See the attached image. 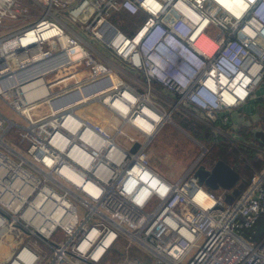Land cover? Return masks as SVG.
<instances>
[{"label":"built area","instance_id":"2783aa9c","mask_svg":"<svg viewBox=\"0 0 264 264\" xmlns=\"http://www.w3.org/2000/svg\"><path fill=\"white\" fill-rule=\"evenodd\" d=\"M2 27L0 98L28 131L17 159L0 134V245H13L4 264H264V232L240 231L264 213V153L228 201L229 189L192 175L200 157L170 179L145 149L173 109L222 132L263 85L264 0H0ZM93 99L132 126L121 142L75 111ZM256 129L227 134L264 152Z\"/></svg>","mask_w":264,"mask_h":264},{"label":"rangeland","instance_id":"374dc122","mask_svg":"<svg viewBox=\"0 0 264 264\" xmlns=\"http://www.w3.org/2000/svg\"><path fill=\"white\" fill-rule=\"evenodd\" d=\"M120 16L125 19V22L133 23L132 19L134 17L125 14L123 11H120ZM138 20V17L135 18V22L133 24H137ZM4 29L5 27L0 28V32ZM262 84L263 85L258 83L254 88L253 92L255 95L264 94V82ZM135 88L137 89V86H135ZM152 100H156V97L153 96ZM74 109L78 114L87 115L92 121L102 124L108 132L114 133L115 139L119 142H121L123 134L119 131L120 128L121 130L123 128V131L126 133H131L133 130L132 126H130L127 122H122L120 116L112 113L106 104L100 102L99 100L93 99L87 101L75 106ZM176 112L186 117H191L194 120L199 121L202 125L209 127L200 115H193L189 112L180 111L178 109H173L170 112V118L168 120H164L159 125V128L146 144L145 149L147 150L152 167L170 179L176 178L187 165L195 160V158L200 157L199 160L201 162L209 164L215 157L212 150L208 148V145L212 142L210 139L213 138L216 140L217 137H221V139L223 138L228 143H234L236 141L231 137V135L227 134L228 129L223 126L221 128L222 132H218L210 126L209 129L213 134L210 139L206 137L204 133L202 135H192L191 131L182 127L178 123V119L173 116ZM0 114L3 116V120L0 122V134L4 142L1 146L2 151L14 159H17L20 155H24L26 157L28 144L26 136H28V131L25 127L27 119L20 113L14 111L1 98ZM252 127L257 128L258 130H264V121H261L260 119L252 121L248 125V129ZM249 134L247 136L251 137ZM244 144L252 147L255 151L254 153L259 158L263 157L264 152L257 149L258 146L253 140L251 142L244 141ZM201 145L205 148L202 151L203 153L199 155L202 150ZM77 211H80L79 207H77ZM52 238L57 237L53 234ZM22 241L29 244L35 250L42 252V254H46L48 252V248L33 235L23 237ZM12 248L13 245L9 240H5L4 243H1L0 250L2 251V257L0 258V264L6 263L9 251L12 250Z\"/></svg>","mask_w":264,"mask_h":264},{"label":"trees","instance_id":"16d2710c","mask_svg":"<svg viewBox=\"0 0 264 264\" xmlns=\"http://www.w3.org/2000/svg\"><path fill=\"white\" fill-rule=\"evenodd\" d=\"M249 104H251V106L248 105L245 108L238 109L237 115L239 116L236 115L237 120L235 122L232 120L229 125H225L228 131L235 130L240 133L242 137H246L249 133L251 134L248 125L252 121L256 119L264 121V94L254 95L250 98ZM173 116L178 119V123L182 127L189 129L192 135L196 136L204 133L209 139L213 136L209 127L202 125L199 121L194 120L191 117H186L178 112ZM252 134H254V139H264V130L256 129ZM210 140H212V142L208 145V148L212 150L214 156L222 158L234 168L238 175L244 180L248 178L250 173L248 162L253 165H259L262 161V158H259L254 153V149L245 144L234 146L223 138L221 139V137H217L216 140L213 138ZM240 231L247 238L256 240L264 232V213H260L256 221L250 227H243Z\"/></svg>","mask_w":264,"mask_h":264},{"label":"water","instance_id":"95a60500","mask_svg":"<svg viewBox=\"0 0 264 264\" xmlns=\"http://www.w3.org/2000/svg\"><path fill=\"white\" fill-rule=\"evenodd\" d=\"M28 69L23 72L26 76L30 72L32 73ZM136 145L137 142L134 141L129 148L133 150ZM191 173L198 182L203 183L209 188L224 187L229 189L223 192L224 199L228 201L239 191L245 181L234 168L220 157H214L209 164H205L199 160L193 166Z\"/></svg>","mask_w":264,"mask_h":264},{"label":"bare ground","instance_id":"6f19581e","mask_svg":"<svg viewBox=\"0 0 264 264\" xmlns=\"http://www.w3.org/2000/svg\"><path fill=\"white\" fill-rule=\"evenodd\" d=\"M223 4H228V0H220ZM237 1H241V0H237ZM26 95L30 98L31 96L28 94V92H26ZM128 98V103L131 102L135 97L133 96H130V97H127ZM104 101H109V98L108 97H104ZM126 109V105L125 104H122V111H124ZM140 113L139 117H149V118H144V119H150V124H154L155 121H153L156 117V115H154L152 112L148 111L145 107H141L140 108ZM138 117L134 118L133 120L138 122V124L142 125L143 127L145 126L144 124L140 123V121L137 119ZM27 128H29V130L32 128V123L30 122L28 125H27ZM145 129L147 127H144ZM147 189L145 188L144 189V192H146Z\"/></svg>","mask_w":264,"mask_h":264},{"label":"crops","instance_id":"0c3cea01","mask_svg":"<svg viewBox=\"0 0 264 264\" xmlns=\"http://www.w3.org/2000/svg\"><path fill=\"white\" fill-rule=\"evenodd\" d=\"M249 100H250V98L248 99V100H246V101H244L243 103H241V104H239L237 107H236V109L235 110H232L230 113H229V117H230V120L232 121H236L237 119H236V115H237V111H238V109L239 108H245L246 106H248V105H250L251 106V104H249ZM237 116H239V115H237ZM163 172V171H162ZM164 173V172H163Z\"/></svg>","mask_w":264,"mask_h":264},{"label":"clouds","instance_id":"9594fccd","mask_svg":"<svg viewBox=\"0 0 264 264\" xmlns=\"http://www.w3.org/2000/svg\"><path fill=\"white\" fill-rule=\"evenodd\" d=\"M129 194L131 193V189H127L126 190ZM162 191H163V189H162ZM137 202H139V201H137Z\"/></svg>","mask_w":264,"mask_h":264}]
</instances>
